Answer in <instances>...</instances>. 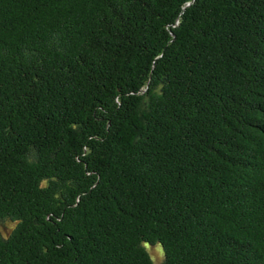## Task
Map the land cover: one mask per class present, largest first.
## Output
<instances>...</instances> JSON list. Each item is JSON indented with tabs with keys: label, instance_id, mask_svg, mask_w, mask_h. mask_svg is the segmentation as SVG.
<instances>
[{
	"label": "trees",
	"instance_id": "1",
	"mask_svg": "<svg viewBox=\"0 0 264 264\" xmlns=\"http://www.w3.org/2000/svg\"><path fill=\"white\" fill-rule=\"evenodd\" d=\"M153 247L264 264V0H0V264Z\"/></svg>",
	"mask_w": 264,
	"mask_h": 264
},
{
	"label": "rangeland",
	"instance_id": "2",
	"mask_svg": "<svg viewBox=\"0 0 264 264\" xmlns=\"http://www.w3.org/2000/svg\"><path fill=\"white\" fill-rule=\"evenodd\" d=\"M5 226L6 227H3L4 233L10 232V230L13 228V225H10L8 223ZM150 254H151V257L153 258V260L155 261L156 264H160L163 261V253L159 248L153 247L150 250Z\"/></svg>",
	"mask_w": 264,
	"mask_h": 264
}]
</instances>
